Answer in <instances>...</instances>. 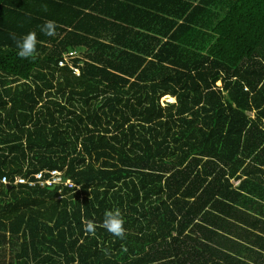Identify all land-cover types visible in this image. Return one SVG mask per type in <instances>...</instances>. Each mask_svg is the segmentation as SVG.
I'll use <instances>...</instances> for the list:
<instances>
[{"label": "trees", "instance_id": "trees-1", "mask_svg": "<svg viewBox=\"0 0 264 264\" xmlns=\"http://www.w3.org/2000/svg\"><path fill=\"white\" fill-rule=\"evenodd\" d=\"M0 22V264H264V0H0ZM43 168L80 189L1 183Z\"/></svg>", "mask_w": 264, "mask_h": 264}, {"label": "built area", "instance_id": "built-area-1", "mask_svg": "<svg viewBox=\"0 0 264 264\" xmlns=\"http://www.w3.org/2000/svg\"><path fill=\"white\" fill-rule=\"evenodd\" d=\"M80 57L78 51L70 50L65 52L62 55V58L59 60V66L68 65L74 73L79 75L80 69L78 65L82 62L74 63L76 58ZM81 58V57H80ZM162 102L167 101V97L163 96ZM65 169L58 168H43L34 172L29 173L28 175L24 174H16L13 177H8L7 175H3L1 177V183L4 185L12 186V185H28V186H36L39 185L41 187H58V198L65 197L67 195L73 194L76 190L80 189V185H77L73 182V180L64 175ZM68 188L69 191L65 192L64 189Z\"/></svg>", "mask_w": 264, "mask_h": 264}, {"label": "clouds", "instance_id": "clouds-1", "mask_svg": "<svg viewBox=\"0 0 264 264\" xmlns=\"http://www.w3.org/2000/svg\"><path fill=\"white\" fill-rule=\"evenodd\" d=\"M56 22L48 20L39 27L40 32L52 36L55 34ZM18 56L21 58L32 57L37 49V38L35 32H29L17 40ZM104 226L114 236L123 237L125 233L124 223L118 212L109 211L105 213ZM91 231V225H89Z\"/></svg>", "mask_w": 264, "mask_h": 264}, {"label": "bare ground", "instance_id": "bare-ground-1", "mask_svg": "<svg viewBox=\"0 0 264 264\" xmlns=\"http://www.w3.org/2000/svg\"><path fill=\"white\" fill-rule=\"evenodd\" d=\"M27 21V20H26ZM1 23V22H0ZM3 24V23H2ZM3 26H4V24H3ZM8 26V25H7ZM7 29V28H6ZM1 31V30H0ZM28 32V31H27ZM18 33H20V32H18ZM25 33V32H24ZM5 34V33H4ZM7 34V33H6ZM5 34V35H6ZM9 35H11V34H9ZM9 37H11L12 38V36H9ZM9 37H7V38H9ZM5 38V37H4ZM3 38V39H4ZM1 39H2V36H1ZM6 41V40H5ZM8 42V41H7ZM9 43V42H8ZM0 44H2V43H0ZM17 44V43H16ZM11 45H15V44H12L11 43ZM17 47V46H16ZM2 52V51H1ZM49 59V58H48ZM55 64V63H54ZM68 70H66V72H67ZM81 94H82V92H81ZM46 102V101H45ZM178 102V101H177ZM60 105V104H59ZM72 107V106H71ZM31 109V108H30ZM29 114V113H28ZM28 118V117H27ZM31 120V119H30ZM24 129V128H23ZM11 134V133H10ZM37 171V170H36ZM32 172V171H31ZM27 186V185H26ZM40 188V187H39ZM45 189V188H44ZM8 190V189H7Z\"/></svg>", "mask_w": 264, "mask_h": 264}, {"label": "rangeland", "instance_id": "rangeland-1", "mask_svg": "<svg viewBox=\"0 0 264 264\" xmlns=\"http://www.w3.org/2000/svg\"><path fill=\"white\" fill-rule=\"evenodd\" d=\"M167 97V99L169 100V101H175L174 100V98H171V97H169V96H166ZM251 115H252V113H251ZM237 181H234V183H236Z\"/></svg>", "mask_w": 264, "mask_h": 264}]
</instances>
